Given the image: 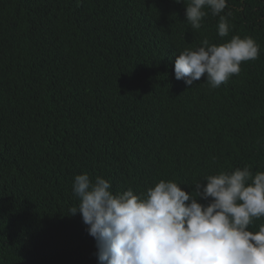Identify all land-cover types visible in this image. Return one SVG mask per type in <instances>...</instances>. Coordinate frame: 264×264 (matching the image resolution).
Wrapping results in <instances>:
<instances>
[{"label": "trees", "instance_id": "16d2710c", "mask_svg": "<svg viewBox=\"0 0 264 264\" xmlns=\"http://www.w3.org/2000/svg\"><path fill=\"white\" fill-rule=\"evenodd\" d=\"M187 4L0 0V264H98L70 215L77 175L139 194L161 180L190 193L221 171L264 172V0H227L223 38L207 9L193 29ZM233 36L260 46L239 75L215 89L175 79L185 48Z\"/></svg>", "mask_w": 264, "mask_h": 264}, {"label": "clouds", "instance_id": "9594fccd", "mask_svg": "<svg viewBox=\"0 0 264 264\" xmlns=\"http://www.w3.org/2000/svg\"><path fill=\"white\" fill-rule=\"evenodd\" d=\"M184 8L193 29L201 28L207 9L219 17L217 35H229L227 0H188ZM259 51L249 36H233L220 45L205 39L195 50L176 55L174 77L189 87L204 77L211 88H219ZM201 181L190 193L164 180L143 193L131 188L113 193L108 180L96 177L93 183L87 173L80 174L72 186L79 203L70 215L79 213L87 226L98 264H264V224L248 230L264 218V172L245 166Z\"/></svg>", "mask_w": 264, "mask_h": 264}]
</instances>
